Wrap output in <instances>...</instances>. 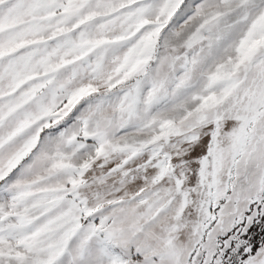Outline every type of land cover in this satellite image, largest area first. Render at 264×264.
Returning a JSON list of instances; mask_svg holds the SVG:
<instances>
[{"label": "snow or ice", "instance_id": "6c2138e0", "mask_svg": "<svg viewBox=\"0 0 264 264\" xmlns=\"http://www.w3.org/2000/svg\"><path fill=\"white\" fill-rule=\"evenodd\" d=\"M0 264H264V0H0Z\"/></svg>", "mask_w": 264, "mask_h": 264}]
</instances>
